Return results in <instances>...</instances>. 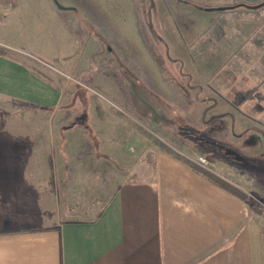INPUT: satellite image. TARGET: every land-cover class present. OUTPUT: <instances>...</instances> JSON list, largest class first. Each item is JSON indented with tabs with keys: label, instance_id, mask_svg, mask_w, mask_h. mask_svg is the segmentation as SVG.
Masks as SVG:
<instances>
[{
	"label": "crops",
	"instance_id": "1",
	"mask_svg": "<svg viewBox=\"0 0 264 264\" xmlns=\"http://www.w3.org/2000/svg\"><path fill=\"white\" fill-rule=\"evenodd\" d=\"M32 3L0 5V264H264V217L249 201L174 152L140 157L138 119L75 109L54 64L74 58L64 21L77 7L49 2L28 22Z\"/></svg>",
	"mask_w": 264,
	"mask_h": 264
},
{
	"label": "rangeland",
	"instance_id": "2",
	"mask_svg": "<svg viewBox=\"0 0 264 264\" xmlns=\"http://www.w3.org/2000/svg\"><path fill=\"white\" fill-rule=\"evenodd\" d=\"M61 1L77 7L64 21L74 58L54 66L69 80L75 109L138 119L140 157L152 147L194 163L206 156L207 170L247 192L252 211L264 217V174L230 165L228 159L239 162L225 152L264 164V6L210 11L172 0L153 8L151 0ZM31 2L28 22L49 2L56 7L53 0ZM9 13L0 6V25Z\"/></svg>",
	"mask_w": 264,
	"mask_h": 264
},
{
	"label": "trees",
	"instance_id": "3",
	"mask_svg": "<svg viewBox=\"0 0 264 264\" xmlns=\"http://www.w3.org/2000/svg\"><path fill=\"white\" fill-rule=\"evenodd\" d=\"M260 4L261 3L255 4V5L245 4V3L244 4H239L233 10L245 9V10L253 11V10H257V9L262 8L263 6L257 8V9L252 8L253 6H257V5H260ZM0 53H3V52L0 51ZM257 131H259V130H257ZM262 133L264 134V130H263ZM195 137L201 138V135L200 134H197ZM197 141H199V140H197ZM166 151H168L169 153H172L173 154V152L171 150H169V149H167ZM225 152H227L229 156H231L233 159H235L237 162H239V163H236V162H233V160L228 159L229 160L228 163L230 165L237 166L240 170L244 171L245 173L250 172V173H256V174H260V175L261 174H264V164H263L262 161L260 162V164H258V163L255 162L256 160L254 161L253 159H246L245 157H243L240 154H238V152L233 151L231 149H227V150H225ZM178 157L180 159H182L183 161L187 162L188 164H190L197 171H199V172L203 173L204 175H206L207 177H209L212 181H214L220 187L226 189L230 193L235 194L236 196L240 197L241 199H243L245 201H248L249 200L247 195H245L244 193H242L241 191H239L238 189H236L233 185L229 184L224 179H221L220 177L216 176L212 172H210V171H208L206 169L201 168L200 166H198L197 164H195L194 162H192V161H190L188 159L186 160V159H184V158H182L180 156H178ZM253 161L255 162V164L252 165V163H254ZM250 163H251L252 166L250 165ZM251 208L255 209L256 207H255L254 204H252L251 205Z\"/></svg>",
	"mask_w": 264,
	"mask_h": 264
},
{
	"label": "water",
	"instance_id": "4",
	"mask_svg": "<svg viewBox=\"0 0 264 264\" xmlns=\"http://www.w3.org/2000/svg\"><path fill=\"white\" fill-rule=\"evenodd\" d=\"M53 2H54V4L56 5V7L59 10H62V11H72V10H75L74 7H66V6H63L62 4H60L58 2V0H53ZM261 6H264V2L261 3L260 5L253 6L252 8L257 9V8H259ZM236 7H237V5H234V6H225V7H217V8H208V10H210V11H227V10H233ZM263 138H264V135H263Z\"/></svg>",
	"mask_w": 264,
	"mask_h": 264
},
{
	"label": "built area",
	"instance_id": "5",
	"mask_svg": "<svg viewBox=\"0 0 264 264\" xmlns=\"http://www.w3.org/2000/svg\"><path fill=\"white\" fill-rule=\"evenodd\" d=\"M17 1L18 0H0V5H13ZM195 164L206 170L209 166H211V162L209 161V159L203 155H198L196 157Z\"/></svg>",
	"mask_w": 264,
	"mask_h": 264
}]
</instances>
